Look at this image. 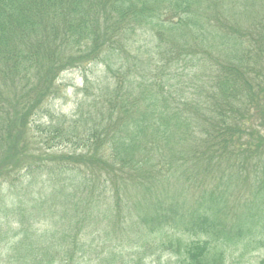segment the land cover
<instances>
[{
	"label": "trees",
	"instance_id": "trees-1",
	"mask_svg": "<svg viewBox=\"0 0 264 264\" xmlns=\"http://www.w3.org/2000/svg\"><path fill=\"white\" fill-rule=\"evenodd\" d=\"M91 63L102 74L73 115L46 109L59 74ZM21 169L0 192L20 223L14 264H80L96 242L111 248L96 264L123 246L250 264L264 249V0H0V185Z\"/></svg>",
	"mask_w": 264,
	"mask_h": 264
},
{
	"label": "rangeland",
	"instance_id": "rangeland-1",
	"mask_svg": "<svg viewBox=\"0 0 264 264\" xmlns=\"http://www.w3.org/2000/svg\"><path fill=\"white\" fill-rule=\"evenodd\" d=\"M102 74V66L101 64H89L85 69L81 68H71L68 70L62 71L56 81V84L58 85V93L55 97L52 99H49L46 102V109L50 110L51 112H54L55 114H61L65 115L67 117H71L74 113V110L76 108L77 102L80 101L83 98V91L88 90V86H90L85 80L86 78L88 82H94L97 80V78ZM48 112L41 114L42 118L41 121H48L49 115ZM70 149V148H69ZM61 149H58L56 153H59ZM22 175H25V170L21 169L19 174L17 172H12L7 175L3 181L4 184L0 185V192L1 193H7L8 192V180L9 182L12 180L13 177H16L17 179H20L22 181L23 177ZM3 204H0V207L3 209H6V211L9 212V209L12 207V200L11 198L7 201L2 202ZM49 212L52 213V208L49 209ZM61 209H56L55 213L56 215L51 217L52 223L56 224L58 228H61V222L67 221L69 222L70 219L67 217H64L62 214ZM35 216H38V214H35ZM35 228L38 230H44L51 226L48 225L47 222H41L36 223ZM92 227L97 228H103L107 229V227H102V224H92ZM20 227V223L17 221H14L11 216L2 217L0 216V264H14L12 254L16 252V243L19 240L20 236L15 234L16 230ZM108 230H105L104 233H102V236L110 237L112 236V233L107 232ZM56 236V242L60 241V238L62 237V234L59 232L55 234ZM91 237V236H90ZM118 237L120 241H127L130 239V237L126 236V234H122V236H115ZM139 240V238H136ZM55 242V243H56ZM95 249H90L88 253L84 255L83 258H80V264H96L95 262V254L99 253L100 251L104 252L105 254L111 253V248H103V244L101 242L94 243ZM108 246V245H107ZM23 247V248H22ZM19 247L24 252L29 250V248H25L24 246ZM128 246H123L121 248H117V251H120L117 255L114 261H117V263L112 262L111 264H121L120 260L121 255L125 256L123 253H130L129 255L132 256L133 260L130 264H174V258L170 256L169 253H162V254H148V255H142L146 256L144 260L141 261L139 259V256H135L134 249L127 248ZM104 254V255H105ZM97 256H103L102 254ZM109 259L114 258V254H109ZM250 264H264V249H258L250 254ZM111 261L107 262L106 264H110Z\"/></svg>",
	"mask_w": 264,
	"mask_h": 264
}]
</instances>
